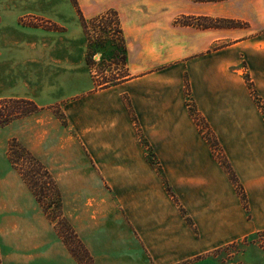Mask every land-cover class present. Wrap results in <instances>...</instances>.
<instances>
[{
	"label": "crops",
	"instance_id": "crops-1",
	"mask_svg": "<svg viewBox=\"0 0 264 264\" xmlns=\"http://www.w3.org/2000/svg\"><path fill=\"white\" fill-rule=\"evenodd\" d=\"M164 1L0 2V101L26 100L44 111L0 127V264H209L200 257L228 242L264 231V122L256 105L254 131L250 133L254 135V165H244L239 147L247 141L252 127L243 115L237 124L238 110L244 108L208 103L205 95L200 98L196 92L200 110L217 133L222 134L228 153L232 152V157L236 152L238 161L234 160L235 165L231 166L248 195L249 213L237 199L235 186L221 165H164V175L151 165H143L148 178H138L132 183L133 188L123 191L113 188V194L101 195L95 190L105 182L112 183L110 177H105L106 170L102 171L104 180L91 178L94 186L87 185L84 189L80 173L68 176L70 165H58L63 176L61 184L73 188L46 208L59 209L69 221L88 253L86 262L73 256L47 209L22 178L23 183L19 184L9 166L13 165L9 150L14 140L30 152L54 155L59 163L68 152L80 154L87 149L97 155L96 165H112L114 160L109 155L121 150L134 136L141 149H146L143 138L152 152H162L164 144L151 139L161 137L164 122L176 121L184 108L179 104L174 107L162 95L184 85L187 77L193 83L204 72L191 63L189 67L173 66L171 62L179 54L164 52V43L158 40L162 32L142 13L147 6L161 8ZM202 4H213L219 10H250L251 15L226 18L250 22L254 33L255 27L257 32L258 27H264V0ZM107 11L119 14L129 75L116 86L97 90L90 61L92 55H98V49L91 50L85 25ZM25 18L52 27L24 25ZM238 30L242 29L220 31L221 40L227 41L228 34H236ZM213 31H206V45L213 42ZM251 42L254 48L256 39L252 37ZM226 53L227 47L216 54ZM225 62L218 60L215 72L224 75ZM223 86L226 89L227 84ZM256 89L264 105V84ZM54 107H62L66 124L53 112ZM120 136L125 138L121 140ZM227 137H232V141ZM183 147L188 149L189 144ZM168 186L192 225L175 212L166 190ZM196 258L199 261H194Z\"/></svg>",
	"mask_w": 264,
	"mask_h": 264
},
{
	"label": "rangeland",
	"instance_id": "rangeland-1",
	"mask_svg": "<svg viewBox=\"0 0 264 264\" xmlns=\"http://www.w3.org/2000/svg\"><path fill=\"white\" fill-rule=\"evenodd\" d=\"M189 1L165 0L161 8H155L154 5H151V7L147 6L146 9H142L144 16L149 21H153L154 27L162 32L158 40L164 43V52L169 55L179 54L178 57L173 58L171 64L178 66L177 68L181 65H186V67L192 65L198 70L204 71L203 74L193 79V83L187 77L188 79H186L184 85H179L177 88L171 89V91H165L166 93L162 95L164 101L174 107L178 104L179 107H184L183 110L179 111L180 116L178 115L176 121L164 122V129L168 132L163 130L161 137L156 135L151 139V141L159 139L158 141L164 144L162 152L159 154L156 151V153L152 152L153 149L151 150L147 146L143 138L141 139L142 144L146 149H141L138 138L134 136L130 137L131 141L127 140L123 144L121 150L109 155L110 159L114 160L111 162L112 165H96L99 160L97 155H92L87 149L82 150L80 154L73 151L68 152L65 160L59 163L57 159L53 158L54 155H40L31 151L32 154L25 145L20 144L21 148L28 152L27 155L31 158L33 157L37 164L34 165V161L30 163L29 160L24 159L25 161L17 160L16 163L18 165L11 166L9 163L8 165L18 178L19 184L23 183V179L29 190L34 195L37 194L42 198L44 208L51 203L52 205L55 204L54 200L60 199L68 192L67 189L73 188V186L66 187L60 182L63 176L62 172H59L58 165H64V163L71 167L68 168V176H79V173L83 176L84 185L81 188L84 189L87 185L94 186L91 178L101 177L104 180L102 171L106 170L105 177H110L112 183L107 184L105 182L103 186H100L99 190H95L97 195L113 194V188L123 191L130 186L132 187V183L136 182L138 178H148L144 168L146 165H151L161 175H164L165 169L164 171L162 169L164 165H221V167L222 165H235L234 160L238 161L236 152L232 154V158V152L228 153L229 148H226L222 134L217 133L207 115L200 110L196 92L200 94V98L205 95L203 97L208 103L211 101L216 104L228 103L235 107L244 108L238 110L237 124H240L239 118L240 115H243L253 128H249L248 139L244 145H240L239 152H243L244 165H254V159H252V154H254V135L250 133L254 131L255 105L258 106L264 122L263 99L256 89L258 85L264 84V27H258V32L257 27H255L256 33H254L250 22L226 18V16H236V14L248 16L251 15L250 10H219L213 4H202L208 0H192L194 3L199 2L194 5ZM113 12L107 11L105 14L89 21L87 25V35L90 38L91 50L96 51L95 47L98 49L99 45L103 46L102 49L99 48L98 55L100 56L97 55L98 59H93L92 57L90 61V66L93 68L92 77L96 82L97 90L116 86L126 81L127 79L125 78L129 75L125 68L127 57L123 60L122 48L126 50L125 41L122 43V36L118 33L119 29H121V20L116 12H114L116 16H109ZM104 15H108L106 19L98 20ZM224 21H232L234 24L229 26ZM236 29L242 30L236 31V34L232 32L233 34L230 36L228 34L227 41L221 40L220 31H235ZM208 30H215L212 32L215 36H213L214 39L211 45H206L208 38L205 39V36L208 34L206 32ZM252 37L259 42L258 46L257 42L254 43V48L251 44ZM225 47H227L225 55L216 54ZM184 53H187L188 56L184 57ZM218 60H226L227 62L222 64H225L224 66L226 67L225 70L222 69L224 75H220L214 70V67L218 65ZM188 64L190 65L187 66ZM224 83L227 84L226 89H224ZM150 93L152 94V90ZM208 93H210V96ZM17 112H24V114L18 115ZM43 112L36 106L18 104L17 102H12V100L0 101L1 120L8 123ZM53 112L66 124L62 107H54ZM181 115L186 116L182 118ZM134 121L137 123L136 118H134ZM172 133L174 134L173 138L170 137ZM124 138L120 136L121 140ZM227 140L232 141V137H227ZM186 144H189L188 149L183 147ZM113 147L111 146V148ZM21 153L22 151L17 152L16 159H20ZM3 156H5L4 152ZM56 158H58L57 155ZM169 160L173 161V163ZM29 179L35 181L37 185L31 186L32 184L28 183ZM240 185L246 197L247 208L242 202V193L235 187L238 194V198H236L240 200L243 208L249 213L248 195L244 186L241 183ZM166 190L172 203H174V209L179 214V218L182 219L183 217L187 221V218L182 213L184 208L172 188L168 186ZM126 193H128L127 190ZM137 193L138 191L135 192V194ZM47 210L46 212L49 213L56 225L58 233L68 243V248L70 246L71 250L76 251L78 256L86 262L88 257L84 253V246L76 237L69 221L62 216L59 209L49 210L48 208ZM136 237L138 238V235ZM200 258L208 261L209 264H264V231L228 242L221 248L202 255ZM194 261H199V259L196 258Z\"/></svg>",
	"mask_w": 264,
	"mask_h": 264
},
{
	"label": "trees",
	"instance_id": "trees-1",
	"mask_svg": "<svg viewBox=\"0 0 264 264\" xmlns=\"http://www.w3.org/2000/svg\"><path fill=\"white\" fill-rule=\"evenodd\" d=\"M208 1L212 2V1H218V0H208ZM208 1H206V2H208ZM113 13H114V12H113ZM113 13H110L109 16H116V14L114 13V15H113ZM107 16H108V15H107ZM107 16L104 15V16H102L101 18H99L98 20H104V19H106ZM98 20H96V21L98 22ZM224 23H225V24H228L229 26L232 25V24H234L232 21H224ZM85 26H86V29H87V25H85ZM54 28H56V27H54ZM119 30H120V31H118V33L122 36V31H121V29H119ZM122 39H123L122 43H124V38H123V36H122ZM99 48L102 49L103 46H100V45H99V46H98V51H99ZM121 48H122V47H121ZM122 51H123V60H125V57H126V50H125V48H122ZM9 101H11V100H9ZM12 102H17L18 104L23 103V104H27V105L32 106V107H35V106H36L34 103H32V102H30V101H24V100L19 101V100H18V101H12ZM36 107H37V106H36ZM17 114H18V115H23L24 112H17ZM1 119H2V116L0 117V126H2V125H4V124L8 123V122H6V121H2ZM18 151H22L21 156H20V159H16V158H17V157H16V154H17ZM27 153H28V152H26L24 149H22L21 146H20V144H19L16 140L12 141V143H11V145H10L9 156H10V161L12 162L13 165H18V164L16 163L17 160L25 161L24 159H27V160H29L30 163H31L32 161H34L33 157H32V158L29 157V156L27 155ZM18 154H19V153H18ZM26 164H27V163H26ZM26 164H25V165H26ZM36 164H37V163H35V161H34V165H36ZM222 167L224 168L225 172L228 174L229 179H230V181L232 182V184H233V185H234V186H235V187H236V188L242 193V202H243L245 208H247L246 197H245V194H244V192H243V188H242V186L240 185V183H239V181H238V178H237L235 172L233 171L232 167H231L230 165H222ZM28 183H29V184H32L31 186L37 185V183H36L35 181H32V180H30V179H29ZM35 196H36L38 202H39L40 204H42V201H43L42 198H40V196L37 195V194H36ZM51 204H52V203H51ZM51 204H49V206H50ZM56 204H57V203H56ZM46 209H48V207H47ZM182 213H183L184 216L186 217L185 211H184L183 209H182ZM187 222H188L190 225L192 224V223H191V220H190L189 218H187ZM260 235H261V234H260ZM67 244H68V243H67ZM69 248H70V246H69ZM83 249H84V248H83ZM70 251H71V253L73 254L74 257L78 258L80 261H83V260L78 256V254L76 253V251L71 250V248H70ZM84 253H85L86 256L88 257V253H87V251L84 250Z\"/></svg>",
	"mask_w": 264,
	"mask_h": 264
},
{
	"label": "built area",
	"instance_id": "built-area-1",
	"mask_svg": "<svg viewBox=\"0 0 264 264\" xmlns=\"http://www.w3.org/2000/svg\"><path fill=\"white\" fill-rule=\"evenodd\" d=\"M22 24H24V25L35 24V25H39V26H50L48 23H43V22L37 21V20L34 21L33 19H29V18L23 19ZM50 27H52V26H50ZM98 56H100V55H98ZM98 56L97 55L93 56V59H96V58L98 59Z\"/></svg>",
	"mask_w": 264,
	"mask_h": 264
}]
</instances>
